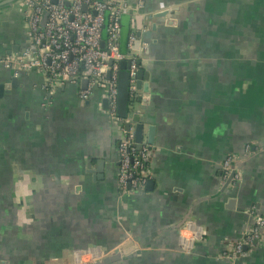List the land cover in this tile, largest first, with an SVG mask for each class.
<instances>
[{"label": "crops", "instance_id": "1", "mask_svg": "<svg viewBox=\"0 0 264 264\" xmlns=\"http://www.w3.org/2000/svg\"><path fill=\"white\" fill-rule=\"evenodd\" d=\"M143 1L150 92L134 105L144 141L156 126L154 184L121 197L119 130L100 89L82 100L63 83L44 106L43 76L20 74L0 97V264H88L118 247L112 264H264V242L244 261L219 258L248 206L264 214V0ZM23 19L21 5L0 16V55L25 46ZM13 75L0 64V84ZM250 142L243 181L223 190L221 161Z\"/></svg>", "mask_w": 264, "mask_h": 264}, {"label": "built area", "instance_id": "2", "mask_svg": "<svg viewBox=\"0 0 264 264\" xmlns=\"http://www.w3.org/2000/svg\"><path fill=\"white\" fill-rule=\"evenodd\" d=\"M21 6L27 28L26 44L20 51L0 55V64L13 71L16 76L22 73H40L43 76L42 86L47 94L44 106L49 103L57 86L63 83L75 85L82 100H89L94 91L100 89L99 107L108 114L119 130V193L124 197L144 190L152 178L153 147L147 141H143L139 147L135 123L131 121L127 128L125 124L130 121V117L118 115L121 61H130V96L135 100L139 93L138 71L143 67L140 61L145 59L150 50L149 43L141 37V33L148 30V26L140 21V16L144 15V1L23 0ZM124 14L131 16L126 53L121 50ZM106 15L107 36L104 41ZM84 80L87 81L85 87L82 86ZM105 99L108 102L107 108L103 105ZM257 149L258 146L250 142L246 144L244 154L232 153L221 161L223 184L231 181L228 185L230 188L241 184L243 171L240 165L246 156L253 155ZM245 211L250 218L247 226L237 240L227 244L219 258L232 262L244 261L263 245L264 214L257 204L248 206ZM196 235L199 236L198 233Z\"/></svg>", "mask_w": 264, "mask_h": 264}, {"label": "water", "instance_id": "3", "mask_svg": "<svg viewBox=\"0 0 264 264\" xmlns=\"http://www.w3.org/2000/svg\"><path fill=\"white\" fill-rule=\"evenodd\" d=\"M23 0H0V16L9 11L10 9H13L15 6H20ZM177 9V8H175ZM170 8H167L165 10H162L161 12H157L154 15H151L150 17H165L167 14L170 12ZM107 23H108V15H106V21H105V27H104V32H103V38L104 41L107 36ZM130 23H131V16L130 14H124L122 17V36H121V50L123 53H126L127 51V42H128V35L130 31ZM104 41L102 42V45H104ZM13 51H20V46H14L12 48ZM11 52V50L9 51ZM142 63V61H140ZM129 65L130 61L129 60H123L121 61L120 64V71H119V77H118V115L123 117V118H128L130 117V121L126 122V127L129 128L131 121L135 123V134H136V142L138 143V146L140 147L141 144L144 141V134H145V123L142 120L141 117V111L134 105L135 101L138 100L140 102H146L148 100L147 95H139L135 100L131 99L130 96V75H129ZM11 71V70H10ZM12 74L13 71H11ZM108 77H110V71L108 72ZM144 77L149 79L148 72L143 69V67L138 71V81H137V88L139 92L141 91L142 93H149L150 92V87L147 82H144ZM87 81H83V87L86 86ZM19 85V76L13 75L12 80L10 83L6 84H0V97H3L6 92L11 91L12 87H16ZM104 108H107L108 102L105 99L103 101ZM148 143H150L153 148H155V134H156V126L155 125H150L148 128ZM255 146H253V149ZM102 161L100 160L98 162V168L96 170H91V171H96V175L94 177H102ZM231 181H228L227 183L223 184V187L225 189H229L228 187L229 183ZM148 186L154 184V180L150 179L148 181ZM230 206L233 207L235 198H230L229 199ZM191 213V211H190ZM188 213L185 218L177 224L176 228H183L188 220H189V215ZM247 248V247H245ZM126 250L123 248H115L109 252H103V254L97 258H95L92 262L88 264H112L121 258L125 256Z\"/></svg>", "mask_w": 264, "mask_h": 264}, {"label": "rangeland", "instance_id": "4", "mask_svg": "<svg viewBox=\"0 0 264 264\" xmlns=\"http://www.w3.org/2000/svg\"><path fill=\"white\" fill-rule=\"evenodd\" d=\"M59 174H57L56 176H58ZM24 192H25V194H24V196L23 197H25V199H26V201H28V198H26V194L29 192L28 190H23ZM12 193L13 192H11V195H12ZM33 201V200H32Z\"/></svg>", "mask_w": 264, "mask_h": 264}]
</instances>
